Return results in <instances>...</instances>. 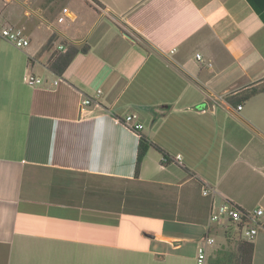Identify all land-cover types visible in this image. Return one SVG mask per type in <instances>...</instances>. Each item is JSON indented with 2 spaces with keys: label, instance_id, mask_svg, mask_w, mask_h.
I'll list each match as a JSON object with an SVG mask.
<instances>
[{
  "label": "crops",
  "instance_id": "crops-1",
  "mask_svg": "<svg viewBox=\"0 0 264 264\" xmlns=\"http://www.w3.org/2000/svg\"><path fill=\"white\" fill-rule=\"evenodd\" d=\"M0 17L37 44L0 45V264H196L206 232L209 262L235 261L242 233L210 223L223 202L262 209L264 264V91L235 104L264 87L248 0H0ZM58 41L78 50L61 76ZM140 135L170 163L150 148L135 175Z\"/></svg>",
  "mask_w": 264,
  "mask_h": 264
},
{
  "label": "built area",
  "instance_id": "built-area-1",
  "mask_svg": "<svg viewBox=\"0 0 264 264\" xmlns=\"http://www.w3.org/2000/svg\"><path fill=\"white\" fill-rule=\"evenodd\" d=\"M71 14L67 8L61 10V16L58 18V22H63L66 18H70ZM0 36L5 38L8 42L12 43L17 48H24L28 46V41L24 36V32L16 27L7 26L0 31ZM60 50L63 48L60 46ZM200 60V56H196ZM25 84L31 87L42 84V79L34 77L32 75H25L23 78ZM100 93V91H98ZM224 100V96H217L212 100V110L219 106V102ZM82 107L88 106L90 100L87 98L82 99ZM241 107L238 106V110ZM136 115H128L125 117L124 124L129 126L133 130H140L142 126L140 124H133L136 121ZM202 194L204 196L215 194L213 189H203ZM262 209L258 208L251 212H243L236 208L229 202H223L219 206L213 204L210 213V223L221 224L227 221L233 225H236L239 231L243 234L245 241H252L259 227V218L262 215ZM215 239L207 232L202 236L197 245L196 251V264H213L208 259V249L215 245Z\"/></svg>",
  "mask_w": 264,
  "mask_h": 264
},
{
  "label": "trees",
  "instance_id": "trees-1",
  "mask_svg": "<svg viewBox=\"0 0 264 264\" xmlns=\"http://www.w3.org/2000/svg\"><path fill=\"white\" fill-rule=\"evenodd\" d=\"M256 13L260 16L261 20L264 23V12L259 10V7L255 3V0H248ZM257 1V0H256ZM263 6H264V0ZM264 11V10H263ZM53 37L50 38V42ZM78 53V50L72 46H67L66 51L59 56H57L50 64L49 70L56 76H61L66 67L69 65L73 57ZM260 91H264V87L261 89H251L246 95L242 96L238 99L235 104L239 105L249 99L251 96L259 93ZM150 148L156 149L157 152L160 153L162 160L161 162L164 165L170 163V160L167 154L161 150L159 147L154 145L152 142L148 140L143 135H140L139 142H138V150H137V158H136V165H135V175H138L141 163ZM237 208V207H236ZM239 209V208H238ZM238 255L235 257V261L232 260V254L228 250L225 252H221L222 259L216 260L214 264H252L253 260V252H254V245L251 241H240L237 244Z\"/></svg>",
  "mask_w": 264,
  "mask_h": 264
},
{
  "label": "rangeland",
  "instance_id": "rangeland-1",
  "mask_svg": "<svg viewBox=\"0 0 264 264\" xmlns=\"http://www.w3.org/2000/svg\"><path fill=\"white\" fill-rule=\"evenodd\" d=\"M63 5H66V4H64V2H58L56 4V8L59 9V10H61V8L63 7ZM1 23H4V21L0 17V26H1ZM11 25L14 26V24H11ZM0 31H1V27H0ZM60 44H64V42L58 41V42H55L54 44H50L49 45L50 54H52V55H55L56 54L57 56H59L60 54H62V50L59 49V45ZM0 45L2 47H4L5 50L10 51V52H18L17 50H19V51H31L32 52L37 47V44L35 43V41L34 40H31L28 46H26L24 48H17L16 46H14L12 43L8 42L5 38H3L1 36H0ZM227 230L230 233H233V232L234 233H237V232H239V229L238 228H235L234 225H228ZM241 235L243 236V234H241Z\"/></svg>",
  "mask_w": 264,
  "mask_h": 264
}]
</instances>
